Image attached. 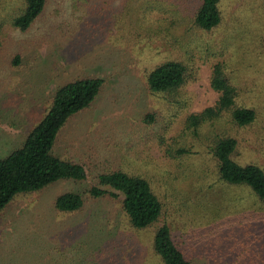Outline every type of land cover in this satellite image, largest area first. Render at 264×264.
<instances>
[{"label":"rangeland","instance_id":"1","mask_svg":"<svg viewBox=\"0 0 264 264\" xmlns=\"http://www.w3.org/2000/svg\"><path fill=\"white\" fill-rule=\"evenodd\" d=\"M197 3L48 0L20 31L12 20L23 0H0V158L21 146L57 87L80 77L103 79L89 105L61 125L51 147L59 158L79 163L85 178L17 193L0 210V264H154V225L130 227L118 194L96 199L86 193L96 174L116 169L149 181L162 202L161 221L192 264H251L246 236L256 231L248 214L253 206L244 204L243 193L216 184L203 137L211 130L231 135L233 158L264 169V0H219L222 19L209 31L189 21ZM164 59L189 64L192 75L177 92L152 94L146 71ZM216 62L236 88L235 104L256 116L238 127L223 112L200 129L197 141L183 121L216 101L209 85ZM146 114L154 121H144ZM166 143L170 152L186 146L191 154L173 159L163 151ZM62 192L80 193L83 205L55 210L54 198ZM220 194L236 198L238 209L208 210L198 218L190 212L195 199L210 203Z\"/></svg>","mask_w":264,"mask_h":264},{"label":"trees","instance_id":"2","mask_svg":"<svg viewBox=\"0 0 264 264\" xmlns=\"http://www.w3.org/2000/svg\"><path fill=\"white\" fill-rule=\"evenodd\" d=\"M47 1L23 0V9L13 18V26L25 31L41 13ZM218 1L198 0L189 18L196 30L209 31L219 25L222 17ZM261 46L264 52V38L261 40ZM224 69L223 63L220 62L214 63L211 67L209 85L217 93L214 104L197 113L187 114L183 121L185 131L188 130L191 137L197 141L201 135L200 129L205 124L212 125L223 112H228L231 123L238 127L249 125L255 119L253 109L235 104L236 88L226 77ZM191 70L193 69L189 64L176 59L161 60L147 69L146 87L152 94L177 92L192 75ZM102 83L103 79L100 77L86 76L68 81L54 90L47 110L26 134L21 146L0 158V210L17 193L35 191L57 179L79 181L85 178L84 169L79 163L59 158L51 152V147L61 125L70 115L89 105ZM142 119L154 121L152 114H146ZM220 132L211 130L203 137L214 164V181L216 180V184L223 191L234 190L243 193L244 204L251 202L253 210L248 214L252 216L251 222L256 231L252 232L250 229V235L246 236L251 238L248 250L253 257L251 264H264V169L255 163H238L233 158L236 149L235 138ZM160 143L163 144L162 141ZM163 151L173 159L191 154L186 146L170 152L167 143ZM199 171L201 172V167ZM86 193L96 199L116 198L118 194L121 196L120 210L130 227L143 229L154 225L150 227L153 229L151 250L155 255L154 264H192L190 257L183 253L170 235V228L166 222L161 221V218H164L162 202L153 192L147 179L119 169L100 172L94 176V185L87 189ZM82 198L77 192H62L54 198V209L60 212L78 210L83 205ZM236 203H238L236 198L224 200L220 194L219 198L210 203L195 199L188 207L198 218L201 212L204 216L208 210L227 213L236 211L240 205ZM159 221L161 223L157 224ZM197 237L199 241L200 238L204 239L198 235ZM206 247L207 245L203 248ZM203 248L200 252L211 251Z\"/></svg>","mask_w":264,"mask_h":264}]
</instances>
